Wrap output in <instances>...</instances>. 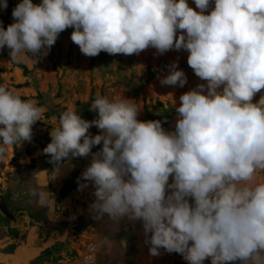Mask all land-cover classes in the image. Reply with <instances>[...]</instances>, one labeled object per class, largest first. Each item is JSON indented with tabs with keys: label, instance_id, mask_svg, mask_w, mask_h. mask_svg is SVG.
Wrapping results in <instances>:
<instances>
[{
	"label": "clouds",
	"instance_id": "9594fccd",
	"mask_svg": "<svg viewBox=\"0 0 264 264\" xmlns=\"http://www.w3.org/2000/svg\"><path fill=\"white\" fill-rule=\"evenodd\" d=\"M211 2L194 0L196 11L187 0H21L14 22L0 26V49L7 46L11 60L38 63L72 27L71 40L87 57L138 55L149 47L188 51V65L207 86L179 97L174 132L159 120H139L135 100L98 95L89 109L98 117L63 111L43 152L56 164L70 154L86 157L103 142L82 173L95 186L90 209L97 218L142 221L150 255L163 248L188 264L209 257L211 264H264V183H251L264 169V96L252 102L264 89V0H214L205 14ZM186 82L175 63L161 79ZM41 113L0 87V154L30 142ZM92 126L101 134L91 136ZM45 200L40 192L39 202Z\"/></svg>",
	"mask_w": 264,
	"mask_h": 264
},
{
	"label": "rangeland",
	"instance_id": "374dc122",
	"mask_svg": "<svg viewBox=\"0 0 264 264\" xmlns=\"http://www.w3.org/2000/svg\"><path fill=\"white\" fill-rule=\"evenodd\" d=\"M20 2L7 0V8L0 9V26L6 29L14 22L12 11ZM187 2L199 11L194 0ZM33 3L39 4L41 0H33ZM213 7L214 0L205 14ZM73 31L69 27L61 32L38 63L23 56L11 60L7 46L0 49V87L42 109L40 120L32 126L31 141L8 145L0 154V214L6 216L0 224L7 226L0 229V257L6 264L21 256V249H27V264H188L181 254L168 253L163 248L159 249L158 256L150 255L151 245L145 241L151 233L145 234L142 221L129 218L113 221L107 215L97 218L91 211L90 205L96 199L95 186L85 181L82 173L91 164L92 154L101 150L103 142L93 146L88 156L70 154L59 165L50 162L51 157L44 154L43 149L51 142L50 131L57 126L63 111L73 109L83 119L92 121L98 114L89 110L90 103L112 81L132 76L144 83L153 74H169L174 63L186 76L193 74L187 63L189 53L172 49L160 54L149 47L138 55H109L102 51L98 56L87 57L72 42ZM199 82L207 86V82L200 79L191 90L201 85ZM261 96L264 89L256 93L252 102L257 103ZM164 105L159 99L154 104L157 116L168 120L162 125L165 131L174 132L178 113L174 111L168 116L162 111ZM89 134L95 136L101 134V130L92 126ZM65 170L68 172L63 174ZM76 172L79 173V189L63 198L61 188ZM172 182L170 176L169 184ZM251 183H264V169L256 170ZM171 191L167 189L166 194ZM33 192L37 195L33 196ZM40 192L46 194L43 204L39 202ZM186 199L193 205L190 197ZM20 209L23 212L19 213ZM90 247L94 249V257L93 262L88 263ZM203 264H211V258H206ZM226 264H241V261Z\"/></svg>",
	"mask_w": 264,
	"mask_h": 264
},
{
	"label": "crops",
	"instance_id": "0c3cea01",
	"mask_svg": "<svg viewBox=\"0 0 264 264\" xmlns=\"http://www.w3.org/2000/svg\"><path fill=\"white\" fill-rule=\"evenodd\" d=\"M176 65L179 66L178 64ZM167 75L168 74L164 76L163 74H153L151 77L146 78L144 83L139 82L137 78L132 76H129L128 79L115 80V82L112 81V83L109 84L106 90L103 92L101 91L102 93L100 92V96L106 97L110 101L117 100L121 97L135 100V103L141 108L137 117L139 120H159L161 125H165L168 120L164 118L160 119L157 116V111L154 107L156 101L158 99L164 101L165 105L162 111L168 113V116H170V114L175 111V108L179 106V97L183 93L191 90V88L200 81V78L193 73L186 76L189 82L184 88L179 85H162L161 79ZM188 76L189 78H187ZM201 83L202 82H199V84Z\"/></svg>",
	"mask_w": 264,
	"mask_h": 264
},
{
	"label": "trees",
	"instance_id": "16d2710c",
	"mask_svg": "<svg viewBox=\"0 0 264 264\" xmlns=\"http://www.w3.org/2000/svg\"><path fill=\"white\" fill-rule=\"evenodd\" d=\"M60 162L59 163H56L55 165H59ZM78 177H79V173H77V172L76 173H73L72 177H70L68 180H66L64 182V184H63V186L61 188V191H60L61 196L63 198H65L67 195H69L70 192L79 189V185L80 184H79V178ZM190 199H191V203L194 205V199L191 198V197H190ZM18 212L21 213V212H23V210L20 209V210H18ZM5 218H6L5 215L0 214V223H1V221H4ZM29 219H32V216H29ZM5 227H7V226H3L2 224H0V229H3ZM9 233H10L9 234L10 236L13 235L11 232H9Z\"/></svg>",
	"mask_w": 264,
	"mask_h": 264
},
{
	"label": "snow or ice",
	"instance_id": "6c2138e0",
	"mask_svg": "<svg viewBox=\"0 0 264 264\" xmlns=\"http://www.w3.org/2000/svg\"><path fill=\"white\" fill-rule=\"evenodd\" d=\"M22 255L17 257L16 260L6 262V264H27L26 257L29 254L27 249H21ZM0 264H5L4 258L0 257Z\"/></svg>",
	"mask_w": 264,
	"mask_h": 264
},
{
	"label": "built area",
	"instance_id": "2783aa9c",
	"mask_svg": "<svg viewBox=\"0 0 264 264\" xmlns=\"http://www.w3.org/2000/svg\"><path fill=\"white\" fill-rule=\"evenodd\" d=\"M93 252H94V249L92 247L89 248V255H88V258L86 259V262L88 263H91L93 262Z\"/></svg>",
	"mask_w": 264,
	"mask_h": 264
},
{
	"label": "water",
	"instance_id": "95a60500",
	"mask_svg": "<svg viewBox=\"0 0 264 264\" xmlns=\"http://www.w3.org/2000/svg\"><path fill=\"white\" fill-rule=\"evenodd\" d=\"M68 172V170H65V171H63V174H66Z\"/></svg>",
	"mask_w": 264,
	"mask_h": 264
}]
</instances>
